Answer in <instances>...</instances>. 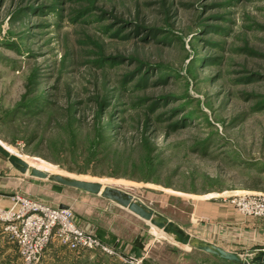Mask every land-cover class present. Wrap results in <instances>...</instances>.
<instances>
[{
  "label": "rangeland",
  "instance_id": "1",
  "mask_svg": "<svg viewBox=\"0 0 264 264\" xmlns=\"http://www.w3.org/2000/svg\"><path fill=\"white\" fill-rule=\"evenodd\" d=\"M0 145L27 171L105 185L264 264L249 257L264 244L217 216L253 220L227 197L264 195V0H0ZM9 174L111 250L53 244L40 264H233L0 157ZM0 264H23L1 227Z\"/></svg>",
  "mask_w": 264,
  "mask_h": 264
},
{
  "label": "built area",
  "instance_id": "2",
  "mask_svg": "<svg viewBox=\"0 0 264 264\" xmlns=\"http://www.w3.org/2000/svg\"><path fill=\"white\" fill-rule=\"evenodd\" d=\"M227 199L240 216L264 221V195H231ZM0 227L23 264H40L53 244L71 252L92 249L111 254L105 243L75 222L70 210L51 208L18 192L9 196L6 208H0Z\"/></svg>",
  "mask_w": 264,
  "mask_h": 264
},
{
  "label": "water",
  "instance_id": "3",
  "mask_svg": "<svg viewBox=\"0 0 264 264\" xmlns=\"http://www.w3.org/2000/svg\"><path fill=\"white\" fill-rule=\"evenodd\" d=\"M0 157L3 158L10 167L21 177H27L32 180H41L47 181L52 184H59L63 187L69 189H74L80 192L88 193L96 197H100L102 200L128 210L134 216L139 217L144 222L150 224L152 227L162 232L165 236H170L174 241L181 246H188L192 249H195L199 252L207 253L216 258H220L229 263L235 264H246L243 261V257L237 255L236 253L227 252L219 247H215L204 240H198L187 233H184L174 222L167 220L164 217H161L156 212L149 210L146 207H143L136 201L134 202L129 196L122 194L121 192L114 191L110 187H107L105 190H101L98 184L94 183H83L75 179H69L59 175H50L43 171H27L24 168H21L17 162H15L11 153L0 145ZM59 209H66L65 206L60 205ZM253 256V257H252ZM253 261L262 262L264 261V252H261L259 255L249 256Z\"/></svg>",
  "mask_w": 264,
  "mask_h": 264
},
{
  "label": "crops",
  "instance_id": "4",
  "mask_svg": "<svg viewBox=\"0 0 264 264\" xmlns=\"http://www.w3.org/2000/svg\"><path fill=\"white\" fill-rule=\"evenodd\" d=\"M16 173V172H15ZM20 176V175H19ZM22 182L13 174L0 176V208H6L9 203V196L13 193H22ZM23 195V194H22ZM218 221H225L233 228L234 234L241 235L252 242L264 244V221L257 219H243L234 212L219 210Z\"/></svg>",
  "mask_w": 264,
  "mask_h": 264
},
{
  "label": "bare ground",
  "instance_id": "5",
  "mask_svg": "<svg viewBox=\"0 0 264 264\" xmlns=\"http://www.w3.org/2000/svg\"><path fill=\"white\" fill-rule=\"evenodd\" d=\"M78 181H80V182H83V183H94V184H98V183H95V182H92V181H84V180H78ZM99 186H100V188H101V190H105V189H107V186H105V185H103V186H101V184H98Z\"/></svg>",
  "mask_w": 264,
  "mask_h": 264
}]
</instances>
